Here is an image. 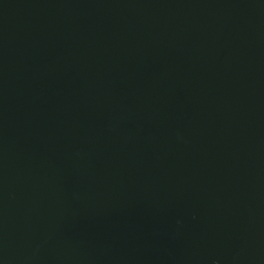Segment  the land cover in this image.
<instances>
[{"label":"water","instance_id":"1","mask_svg":"<svg viewBox=\"0 0 264 264\" xmlns=\"http://www.w3.org/2000/svg\"><path fill=\"white\" fill-rule=\"evenodd\" d=\"M0 264H264V0H0Z\"/></svg>","mask_w":264,"mask_h":264}]
</instances>
